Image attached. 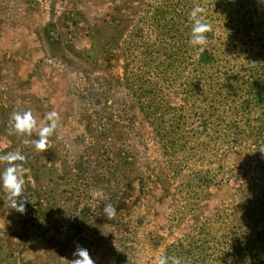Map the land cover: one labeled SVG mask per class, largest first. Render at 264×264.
Listing matches in <instances>:
<instances>
[{"label": "rangeland", "instance_id": "rangeland-1", "mask_svg": "<svg viewBox=\"0 0 264 264\" xmlns=\"http://www.w3.org/2000/svg\"><path fill=\"white\" fill-rule=\"evenodd\" d=\"M196 5L213 26L204 48L215 71L263 53L264 0H0V155L26 156L27 197L21 214L0 186V264H69L77 245L95 264H154L238 203L256 171L251 155L194 156L203 135L166 154L157 130L181 143L197 125L192 103L180 118L188 76L199 73L201 50L189 44ZM25 110L38 125L52 110L61 117L42 153L9 134L11 114ZM105 203L117 208L113 220Z\"/></svg>", "mask_w": 264, "mask_h": 264}, {"label": "trees", "instance_id": "trees-1", "mask_svg": "<svg viewBox=\"0 0 264 264\" xmlns=\"http://www.w3.org/2000/svg\"><path fill=\"white\" fill-rule=\"evenodd\" d=\"M244 52L246 49L240 48L238 56ZM247 57L245 64L237 61L221 74L215 71V54L204 48L196 62L198 76L187 79L184 108L188 111L180 116L187 118L192 103L197 125L183 129L187 136L181 143L169 138L170 131L157 129L166 154L203 135L208 142H200L199 153L190 148L194 156L203 159L208 149L222 154L247 152L255 162L256 171L238 188L235 206L206 220L186 240L168 248L167 256L179 257L183 264H264V152L260 151L264 149V51ZM141 107L156 119L153 103L142 101ZM198 179L202 185L210 182L204 174Z\"/></svg>", "mask_w": 264, "mask_h": 264}, {"label": "clouds", "instance_id": "clouds-1", "mask_svg": "<svg viewBox=\"0 0 264 264\" xmlns=\"http://www.w3.org/2000/svg\"><path fill=\"white\" fill-rule=\"evenodd\" d=\"M189 19L192 22L189 44L199 47L202 51L208 43L207 34L213 31V26L207 19L205 7L194 6L189 13ZM44 120L45 124L38 125L31 110L14 111L9 118V134L26 137L23 143L34 146L35 151L42 153L49 149V139L56 132L61 117L56 110H52L45 115ZM33 135L38 139H30ZM260 151L264 152V149ZM25 163L26 156L19 149L0 155V164L6 165L3 172L0 173V186L7 194L8 206L21 214L25 213L27 202V197L24 196L25 179L23 178ZM90 194L94 199H107L100 189H91ZM104 205L103 214L107 219L113 220L116 217L117 208L112 203ZM73 256L76 258L69 264H95L88 250L79 245L76 246ZM154 264H183V262L179 257L159 255L155 258Z\"/></svg>", "mask_w": 264, "mask_h": 264}]
</instances>
